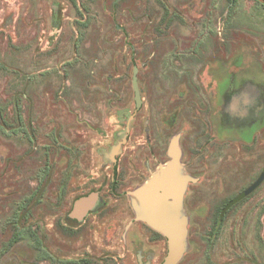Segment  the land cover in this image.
Instances as JSON below:
<instances>
[{"label": "rangeland", "instance_id": "1", "mask_svg": "<svg viewBox=\"0 0 264 264\" xmlns=\"http://www.w3.org/2000/svg\"><path fill=\"white\" fill-rule=\"evenodd\" d=\"M172 16L180 20L166 30L161 18ZM207 31L225 39L228 71L241 59L243 73L264 83V0L235 5L227 0H0L1 226L36 191L46 160L51 203L73 163L83 178L97 172L102 144L119 131V117L134 107L133 68L139 70L144 54L150 59L157 50L165 53L166 43L178 34ZM155 74L153 66L152 89ZM83 178L80 183L87 181ZM106 181L103 174L95 185ZM47 208L51 216L45 223L51 227L64 208ZM121 226L117 231L98 227V234L81 228L75 235L44 225L42 232L52 255L66 264L90 257L95 264H136L131 249L120 242ZM165 256L163 243L153 264ZM13 257L28 264L33 258L28 239L0 264H13Z\"/></svg>", "mask_w": 264, "mask_h": 264}, {"label": "flooded vegetation", "instance_id": "2", "mask_svg": "<svg viewBox=\"0 0 264 264\" xmlns=\"http://www.w3.org/2000/svg\"><path fill=\"white\" fill-rule=\"evenodd\" d=\"M176 17L161 18L166 30ZM178 35L166 43L165 53L157 50L152 60L144 54L137 69L140 107L134 113L133 99L134 107L119 117V131L97 154V172L83 178L81 168L69 165L51 203V167L45 161L36 191L2 225L0 263L28 239L33 256L28 264H66L52 255L44 225L75 235L81 228L98 234V227L117 231L122 225L120 242L131 249L136 264H153L163 243L167 254V240L135 221L132 193L165 166L170 141L178 137L188 179L183 200L188 250L178 264H264V83L243 73L241 59L228 71L225 39L216 33ZM103 174L106 184L95 185ZM82 178L87 181L80 183ZM70 194L74 197L65 209ZM90 194L97 195L95 205L87 212L75 209V202ZM52 204L64 210L50 227L45 222ZM90 258L74 263L95 264ZM13 264L26 263L17 259Z\"/></svg>", "mask_w": 264, "mask_h": 264}, {"label": "water", "instance_id": "3", "mask_svg": "<svg viewBox=\"0 0 264 264\" xmlns=\"http://www.w3.org/2000/svg\"><path fill=\"white\" fill-rule=\"evenodd\" d=\"M134 113L140 107V91L137 83V68L132 73ZM169 160L132 194L135 221L146 223L167 240V254L161 264H178L188 250L187 218L183 200L188 179L181 164V149L178 137L171 139L168 148ZM97 201L96 194L82 197L75 202V209L87 212Z\"/></svg>", "mask_w": 264, "mask_h": 264}, {"label": "trees", "instance_id": "4", "mask_svg": "<svg viewBox=\"0 0 264 264\" xmlns=\"http://www.w3.org/2000/svg\"><path fill=\"white\" fill-rule=\"evenodd\" d=\"M230 5H235L238 0H227Z\"/></svg>", "mask_w": 264, "mask_h": 264}]
</instances>
